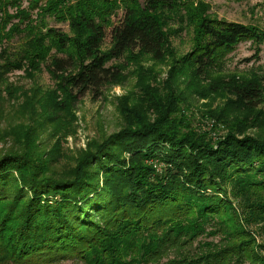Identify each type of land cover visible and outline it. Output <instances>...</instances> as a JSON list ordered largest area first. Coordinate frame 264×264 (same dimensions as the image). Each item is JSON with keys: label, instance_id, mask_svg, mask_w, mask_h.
Here are the masks:
<instances>
[{"label": "trees", "instance_id": "obj_1", "mask_svg": "<svg viewBox=\"0 0 264 264\" xmlns=\"http://www.w3.org/2000/svg\"><path fill=\"white\" fill-rule=\"evenodd\" d=\"M180 2L0 0V79L12 70L33 77L46 67L57 87L42 92L36 83L40 95L31 98L30 119L41 111L65 112L77 97L101 96L119 78L121 68L109 65L110 58L137 49L165 58L158 11ZM49 18L84 28L85 38H71ZM203 26L209 39L191 55L200 73L258 32L234 22ZM107 41L109 52L103 50ZM158 88L166 94L152 90L125 115L126 128L65 173L40 153L28 131L18 139L0 131V141L11 139L0 155V264H264V242L258 241L264 230V141L229 134L216 143L196 131L170 83ZM232 90L253 107L261 103L256 83ZM114 146L128 150L130 160L116 158ZM229 185L238 202L228 195Z\"/></svg>", "mask_w": 264, "mask_h": 264}, {"label": "rangeland", "instance_id": "obj_2", "mask_svg": "<svg viewBox=\"0 0 264 264\" xmlns=\"http://www.w3.org/2000/svg\"><path fill=\"white\" fill-rule=\"evenodd\" d=\"M121 1L123 3V0H118V3ZM128 1L133 3V0ZM145 1L137 0L140 6ZM24 5L27 6L28 2L25 1ZM122 15L121 10L118 18ZM158 15L165 30L167 56L156 60L137 49L128 50L119 59L110 58L109 65L121 68L119 78L108 83L101 96L90 92L77 97L72 104L68 103L65 112L61 109L49 113L41 111L30 119L31 98L39 94L36 83L42 92L57 87L53 74L46 67L43 66L33 77L24 70L5 73L0 79V131L3 136L10 134L11 138L18 139L28 131L33 142L39 145L40 153L54 159L58 172L65 173L77 164L80 156L126 128L125 115L135 112L142 98L149 96L152 90L165 95L166 90L158 87L170 83L175 93L182 95L193 127L199 133L207 134L216 143L229 134L239 139L263 142L264 0H181L175 9H160ZM56 20L49 18L51 25L71 38H85L87 32L84 28L72 27L69 20ZM213 20L241 23L258 32L255 36L243 37L233 49L221 53L216 65L200 73L191 55L199 43L209 39L203 24ZM112 47L107 41L103 50L109 52ZM250 82L258 84L262 90L258 107H253L232 90L239 84ZM233 127H239L241 132L233 130ZM10 144L11 139H1L0 155L9 151ZM112 150L116 158L126 162L130 160L128 150L119 146ZM104 177L105 173H100L101 182ZM233 189L232 185L228 186V195L232 201L238 202L232 195ZM228 216L234 217L226 214ZM242 240L239 237L234 243L238 245ZM258 241L264 242V230L258 232ZM191 247L197 248V242H193ZM170 257L172 255L164 256L163 262ZM51 264L86 263L65 259Z\"/></svg>", "mask_w": 264, "mask_h": 264}]
</instances>
